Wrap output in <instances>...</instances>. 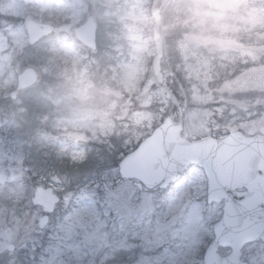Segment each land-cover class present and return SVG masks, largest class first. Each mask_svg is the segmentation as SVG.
I'll return each mask as SVG.
<instances>
[{
	"label": "rangeland",
	"instance_id": "1",
	"mask_svg": "<svg viewBox=\"0 0 264 264\" xmlns=\"http://www.w3.org/2000/svg\"><path fill=\"white\" fill-rule=\"evenodd\" d=\"M159 2L0 0V171L24 180L0 195L29 196L23 160L33 135L53 142L47 154L57 163L49 160L55 168L41 182L62 199L42 229L38 208L0 207L1 264L193 263L220 213L205 202L202 171L192 167L165 189H138L119 179L117 162L167 115L187 139L264 134V0H168L161 83L152 73L150 14ZM89 15L94 50L73 31ZM27 18L54 32L28 45ZM25 67L38 81L13 99Z\"/></svg>",
	"mask_w": 264,
	"mask_h": 264
},
{
	"label": "water",
	"instance_id": "2",
	"mask_svg": "<svg viewBox=\"0 0 264 264\" xmlns=\"http://www.w3.org/2000/svg\"><path fill=\"white\" fill-rule=\"evenodd\" d=\"M165 2L161 0L160 5L151 10L155 46L153 71L159 80L162 41L158 29L160 9ZM24 25L29 44H34L53 31L51 24L33 19L25 20ZM95 31L96 23L89 16L74 29V35L85 46L93 49L96 47ZM37 79L34 68H24L17 75V85L10 92V97L15 98L20 89L33 85ZM191 165L203 169L207 179L208 201L225 199L223 215L213 224L214 238L204 257V264H225L226 260L216 254L218 245L240 247L247 241L264 240V210H258L255 205L256 199H264V135L234 130L220 138L207 136L188 140L182 135L181 122L174 123L167 116L135 149L121 158L118 171L121 178L136 179L139 188L142 185L154 188L166 187ZM4 179L5 175L0 173V182ZM242 187L246 191L238 194L236 189ZM57 200L51 188L42 187L36 189L32 198V202L42 205L45 211H51ZM45 221L46 217L40 218L39 226L43 227ZM12 248L9 245L8 249Z\"/></svg>",
	"mask_w": 264,
	"mask_h": 264
},
{
	"label": "flooded vegetation",
	"instance_id": "3",
	"mask_svg": "<svg viewBox=\"0 0 264 264\" xmlns=\"http://www.w3.org/2000/svg\"><path fill=\"white\" fill-rule=\"evenodd\" d=\"M1 132L2 131H0V133ZM24 163L27 164L24 166V171L27 174L26 176H28L31 179L30 184L27 186V189L31 187L29 196L28 194H26L24 198L17 200L14 195H11V193L6 194L4 191H2V195H0V199H1L0 207L3 211L11 210L13 213L14 211H17L18 209H22V208L23 209H27L28 207L31 209L38 208L40 210V215L37 218V224L40 218L46 217V221L44 224V227H45L47 223H49L50 221V218H51L50 214L53 213V211L57 207V204H59L61 201V196L59 195V192L57 193L55 188L52 187L51 185H47L43 183L45 182V180L50 178V175L52 174V169H54L55 167L50 162L46 163V158H44L43 161L38 162V157H37L34 147L31 148L28 159L23 160V164ZM54 164L56 163L54 162ZM5 174L8 176V178L7 179L5 178L4 181L0 184V188H2L3 190H5L6 187L8 186L10 187L18 186L24 181L23 179H18V178L16 179V176L13 174V172H10L9 174L5 173ZM43 176H45L46 178H44ZM39 180L40 182L36 183V181H39ZM41 180L43 182H41ZM38 187L52 188V192L56 196H58V201L54 205V209H52L50 212H44L43 207L32 203L34 192L36 188ZM63 199H66V198H63ZM28 201H29V204H27ZM217 204L220 207V213H221V208L223 210V202H220ZM22 219H24V222H25L26 218L23 217ZM26 227L31 228L30 223H26ZM18 228H19V225H17L16 230H18ZM10 234H12V232H10ZM212 236H213V233H212L211 228H207L206 232L202 234L201 238L203 239V242L200 245L199 250H197L191 255V259H193L192 264H203L204 263L205 248L210 242ZM13 248H14V245H13ZM13 248L11 250H13ZM217 252L219 253L220 256H222V258L229 257L231 255L233 258V256L236 253V250H233V248L229 245H222L218 247ZM1 255H2V251H0V260H1ZM236 259L238 262H243V263L245 262L246 264H264V243L261 240H256V241L248 242L242 245L241 248H239V253Z\"/></svg>",
	"mask_w": 264,
	"mask_h": 264
},
{
	"label": "trees",
	"instance_id": "4",
	"mask_svg": "<svg viewBox=\"0 0 264 264\" xmlns=\"http://www.w3.org/2000/svg\"><path fill=\"white\" fill-rule=\"evenodd\" d=\"M28 147V145H26V148Z\"/></svg>",
	"mask_w": 264,
	"mask_h": 264
}]
</instances>
